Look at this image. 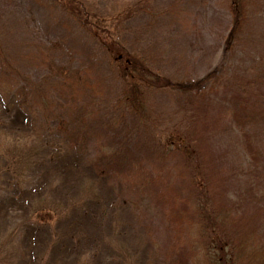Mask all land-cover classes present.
<instances>
[{
    "label": "rangeland",
    "instance_id": "rangeland-1",
    "mask_svg": "<svg viewBox=\"0 0 264 264\" xmlns=\"http://www.w3.org/2000/svg\"><path fill=\"white\" fill-rule=\"evenodd\" d=\"M245 4L228 40L230 0H0V264H209L214 234L226 264H264V0ZM125 54L211 77L146 89L144 122Z\"/></svg>",
    "mask_w": 264,
    "mask_h": 264
},
{
    "label": "trees",
    "instance_id": "trees-1",
    "mask_svg": "<svg viewBox=\"0 0 264 264\" xmlns=\"http://www.w3.org/2000/svg\"><path fill=\"white\" fill-rule=\"evenodd\" d=\"M230 14H231V27L229 30V35L227 37L228 40L232 38V36L241 28L244 19H246V4L245 0H230ZM75 17L79 20L80 16L78 14ZM84 22H87L86 26L90 29L91 33L95 34L96 38H99L100 33H97L98 26H93L91 22L87 21V18L84 19ZM105 31V30H101ZM98 42V41H97ZM103 50L105 51L109 60L114 63H119L120 59H122L120 54H114L115 50L113 48H106L103 41L100 42ZM229 44L225 45V51L229 50ZM127 61L123 62V67L119 70L120 78L123 81V89L120 92V100L124 105L125 110H127L130 114L136 116L137 118L142 119L144 122L147 120L148 113L146 109V105L144 104V96L146 89L153 90H176L178 92H187V93H197L200 92L205 83L209 80L211 75L207 76L198 81H188V82H177L172 83L168 80L164 81V79L150 78V74L152 71L149 66L146 67L145 64H142L140 57L132 56L125 54ZM136 60L139 64L145 69L144 72H135L132 69V65L136 63ZM132 72V73H131ZM118 74V72H117ZM133 74L135 75V80L133 78ZM181 142L174 143L170 142L167 148L175 147L178 148L181 145ZM183 215L179 216V219H182ZM197 218L199 224H205L207 229H213L214 218L210 211L207 209L206 204L203 202L201 205L196 203V206L193 211L192 220L195 221ZM200 224V231L202 235L207 239V235L205 232V227ZM211 242L214 246L208 251V256L211 257L209 260V264H226V259L231 260V250H227V246L220 244L217 239V235L214 234L211 238ZM210 246V245H209ZM207 246V247H209Z\"/></svg>",
    "mask_w": 264,
    "mask_h": 264
}]
</instances>
